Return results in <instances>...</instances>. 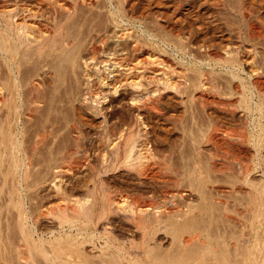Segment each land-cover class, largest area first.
Instances as JSON below:
<instances>
[{"label":"rangeland","instance_id":"rangeland-1","mask_svg":"<svg viewBox=\"0 0 264 264\" xmlns=\"http://www.w3.org/2000/svg\"><path fill=\"white\" fill-rule=\"evenodd\" d=\"M113 1L112 0H106V1L101 0L96 6H94V8H91V9L87 8V10H85L84 8L80 10L79 14L76 17L77 21L76 19H75L76 22L73 21L75 25L72 22L68 28L71 34H75L79 32V30L83 26L84 27L86 26L85 28L83 27L84 29L89 28L93 30H99V28H101V26H103L104 24L106 26V24L109 21L108 20L109 18H119L120 19L119 21L122 20L124 22L123 23L121 21L123 23L122 24L123 27L127 28L129 26L127 28L128 32L133 34L134 37L136 36V38L137 37L138 39L140 38L141 40L140 42L142 43L143 46L147 48L148 47L153 48L152 50L156 53L154 54L157 60L159 59L158 60L159 62H161V60L163 63L164 61L168 62V65L171 67V70H172L171 74L173 71L178 73V74L176 73L174 74L173 72L174 75L172 74L173 75L172 77L175 78L174 83L176 84V85L174 84L175 93L173 92L174 88H170V90L168 91L167 89L163 88L162 85H159V89H160L159 94L163 92L161 94L163 95L161 96L162 104H163L161 106V108L163 107L161 112H162V115L164 116L156 115L157 117L154 116L152 118H148L149 120L146 119V123L149 129L147 130L149 131L148 132L149 133L148 139L150 140L149 146L151 148L152 155H149L150 158L148 157L147 158L148 160L147 159L143 160L144 165L146 164L145 165L146 170L141 172V171L136 170L133 167L131 168L130 166L123 164L121 159L120 160L114 159L116 161H113V159L111 158V155L108 154L109 152H107L108 149L105 148L107 149L105 150L98 144L96 140L97 136L96 134H94L93 127L97 125V122L99 120L91 121V118H88L89 116L86 115L85 111L83 110V106L80 105L82 104L80 103L82 102L81 99H83L82 97H84L83 96L84 95L83 94L84 93V82L80 78V76L72 72L70 69H66L64 65L61 66V64H58V63L54 65L53 67H51V69L56 68L58 71L56 69L55 70L49 69V71H47L48 67L46 68L47 70L45 69V72L42 74V79L45 85L44 94L46 96L44 95L45 96L44 102L41 105L42 109L39 110V113H35V115L30 114V115L25 116L24 114H22L21 118L18 120V123H19L18 130L21 131L22 126L25 127V128L23 127L24 129H22L21 131L22 135H20V137L22 136L24 138L23 139L21 137L23 141V147H24V150L26 149L25 150L26 152H29L32 150L34 146L33 141H35L36 136L39 133H42L45 128L49 127L50 125H53L54 134H52L47 139L45 147L43 146L44 148L42 147L40 150H38L39 152H37L35 155V158L36 157L38 158L36 159L34 158L32 162L34 163L36 160L37 163L40 162L39 163L40 165L37 164L36 162H35L36 165L35 163L32 164L31 176L33 175L32 176L33 179L30 178V181H29V187L30 185L31 187L28 188L29 191L27 190L28 193L25 194L28 197L24 195V199H25L24 206L27 209V211H29L27 212V216L29 215L28 219H30L28 220V222H30L28 223L29 225L28 228L30 230L31 226L33 225L32 226L33 231L30 230L33 240L35 239L36 241L40 242L38 243L35 241L36 242V243L34 242L35 245L37 244L40 247L42 245L41 248L44 250L46 254H48V256H51L53 254L54 249L57 248L59 244H61L62 246L66 245L67 243L66 240L73 239L75 237L76 231L71 230L70 232V230H68L69 227L68 228L62 227V230H61V226L59 225V222L58 220H56L57 218L54 215L55 212L61 206H63L66 201L69 204V203H72V201L75 199L76 200H79V199L83 200L84 198L92 199V193H91V189L93 188L92 173L90 169L87 167L79 168L76 171L77 173H73V174L70 173V175L67 174L66 175L67 177L66 176L64 177L63 182L66 185L63 184V182L62 184L65 186V189H66L65 191L67 192H65L66 194L64 196L62 195L61 197L65 199L60 198V196L54 192L55 191V189L53 188L54 186L53 187L49 186L50 177H51L50 171L52 170V167L55 165H58V163L59 164L61 163V160H60L61 152L65 150L71 143L73 144V137H72L73 135L70 133V126L73 123H77V124L80 123L79 125H80V128L83 127L81 129L83 130L82 134L84 135V136L81 135V137L83 136L82 137L83 140L81 139L79 141V144H81L80 145L81 150H83V152L87 154L88 159H90L89 161L91 162V164H93V167H98L100 164H105L107 171L105 170L103 172L99 185L103 184L102 187L105 189L106 193L109 192V196H111L113 199H118L124 205L126 204L125 205L126 207H128L129 205V208L135 206L138 203H142L143 201L147 200L146 203L151 205L150 212L152 215H154L155 213H157L158 211L162 209L163 210L170 209V207L171 209H174L175 211L176 210L180 211L181 209H183L184 211H180L181 215L182 214L184 215V213L191 211L189 214L186 215L185 218L183 217V219H181V217L176 215L175 216L176 218L174 217L169 220H166V219L162 220L161 224L160 223L158 224V228L151 233L150 236H152V238L149 237L151 238L149 239V245L151 248L153 247L152 249L154 252L153 255H155V259L156 257L160 258L161 256L163 257H165V255L168 256L169 254L171 259H173L174 257H175L174 258L175 260L178 259L175 264H182V263L183 264L184 263L185 264H195V263L196 264H252V263L253 264H264V201L262 200V198H264V194H263L264 190L262 192V189H264V146L261 147L260 145H256L254 143L256 141L264 140V130H262L259 127L260 126L259 123L260 122L263 123L264 120L261 118L260 113H257L255 117V114H251L250 112H248L243 102V100L245 101L244 95L248 94L249 98H251V96H254V99H255L254 101L256 102L259 99L258 97L259 95L257 93L251 95L252 93L250 92H246V93L242 92L243 84H248L249 82L252 81L251 78H249L250 75L248 74V71H247L248 69L246 68V66L245 67L243 66V69L246 68V70L243 71V69L240 68V64L238 62L235 63L234 67L232 66L230 67L229 64L220 65L219 60L211 56L213 55V53L216 52V53H219V55L221 56L224 55L225 57L224 56L222 57V60H224L228 58V56H231V55L235 56L234 49L240 48L243 46L242 49L240 48L242 51L245 48L244 50H248L251 53H253L255 57H258L256 60L260 64L256 67L259 68L260 70L264 68V62H263L264 55H262L264 54V37H263L264 36V30H263L264 29V26H263L264 25V0L262 1L261 0H256V1L255 0H250V1L245 0L247 3L252 4V6L251 5L250 6L253 8L254 14H253V17L246 16V20H245L246 22L242 21L243 22L242 25L240 24V20L238 19V17L235 16V12L233 11L234 9L232 8V6H235L234 4H238L239 2L238 0H232V1L231 0H223V1L222 0H133V1L127 0L126 1L127 3L125 2V4L121 5L123 7L118 6L119 10L115 7ZM255 16L258 18H256ZM258 19L260 21H257ZM93 20H94V23H92L93 27L92 26L90 27L91 22H93ZM261 22H263V24ZM155 24L158 25L159 27L156 26ZM246 26H248L249 28H251L252 26L253 29L252 28L249 29ZM75 27L79 30L76 31ZM255 27H256V31L254 29ZM83 28L82 30H84ZM258 29L259 31H257ZM248 30L249 31L252 30V31L249 33ZM260 31L261 33L263 32L262 33L263 36L262 34L259 35ZM173 36L175 37V39ZM179 36L180 37L182 36L180 38L181 40L179 39ZM253 36L257 37V39L259 37L258 40L260 41H258ZM261 36L263 39L260 38ZM248 37L250 38L253 37V38L249 39ZM173 39L175 41H173ZM147 40L150 42H148ZM176 42L177 43L184 42L185 45L182 44L181 46L180 45L181 43L177 44ZM149 43H152V44H149ZM148 45H151V46H148ZM183 46H186V47H183ZM234 46L235 47L238 46V47L234 48ZM180 47H183V48H180ZM251 49L254 52L251 51ZM224 50L226 51L225 54H224ZM232 52L234 53V55ZM206 53L209 55H207ZM166 57H168V59ZM216 61H218V63ZM167 62L165 63L167 64ZM261 62L263 64H261ZM216 63L219 65H217ZM60 66L61 67L64 66L63 69ZM224 66H227V67H224ZM241 69L244 73L241 71ZM201 70L204 73L201 72ZM182 71H185V74H187V76L189 75L188 76L189 78L191 77L190 80L187 76L186 77L188 79H185L186 78L185 74H183L184 72ZM199 74L201 76L203 75L205 76L204 78L207 80L206 82L209 81L208 82L209 84L207 83L205 86L207 91H204V92L200 91V92L193 93L192 92L193 89L189 87L191 86V83L195 81L196 77L201 78ZM194 75H195V78H194ZM235 75L238 77H236ZM178 77H180L181 81L177 80L179 79ZM181 78H183L184 81H182L183 79ZM197 80L199 81L200 79H197ZM240 80H242V82H240ZM262 80L264 84V78ZM178 82L182 85L184 84V87L182 88H185V89L179 88ZM187 82L189 83V85H185V84H188ZM182 85H180V87ZM211 85L215 87H212ZM79 86L83 88L80 87L81 88L80 89ZM237 88H238V91H237ZM189 89L191 92L189 91ZM211 89H215V90H211ZM176 90H177V93H176ZM181 90L182 92L183 90H185L188 94L185 93V91L181 93ZM212 91H214L215 93ZM164 93L166 94L164 95ZM240 93L241 95L245 93L244 95H242L243 99H241L242 97L240 96ZM77 94H79L80 96ZM191 94H193L194 96L195 94H200L204 98L203 100L202 99L199 100V98L197 97L194 98L193 95L191 96ZM194 99H198L199 102H197L196 100L195 102ZM204 99L205 100L207 99L206 102ZM214 99L215 101H213ZM210 102L213 105H211ZM217 103L219 104L216 105ZM229 103L230 104L232 103V104L230 105ZM204 104L206 105L205 107L202 106ZM221 104L226 105V106H222ZM207 105L209 106L208 108H206ZM79 106L82 108H80ZM239 106H242V107H239ZM214 107H218L219 110L221 108L222 110V111L220 110L221 113L218 111L217 108L216 110ZM231 107L236 113L233 112L232 109H230ZM234 107H236L237 109L236 108L234 109ZM226 108H228L229 110ZM230 110L232 112H230ZM165 114L167 115L168 118L166 117ZM250 119L252 120L250 121ZM239 120L240 121L242 120V121L240 122ZM253 121L255 124L252 123ZM215 122L216 123L218 122L219 126H217L218 129L214 130V128H217L216 125H218ZM85 124L89 126H86ZM212 124L213 126L211 127ZM220 125L222 127L221 130L223 129L227 133V135L224 133L223 130H222L223 131L222 133L224 134L218 132L220 130L219 129ZM253 125L255 127V130L253 129L254 128ZM90 126L93 130L90 128ZM207 126H209V128L211 129L214 127L212 129L213 131L211 132V129L207 128ZM207 129L210 131H208ZM215 131L217 133H215ZM253 138L255 139V141L253 140ZM244 139H246L247 143L246 142L244 143ZM64 165L75 167L76 163L72 161ZM48 175H50V177ZM37 176L38 177L40 176L39 177L40 180ZM42 176L43 178L48 177L47 180L46 178L43 179ZM195 179L197 180V182L195 181ZM42 180H44L43 183H42ZM84 185L85 186L87 185L88 187L86 186L87 187L86 188ZM106 188L108 189L107 191H106ZM7 190H8V187L6 186L1 193V188H0V201L3 202V204L2 202H0V206L3 205L2 207L3 208L5 207L4 209L0 207L1 208L0 214L3 218L2 219L3 221L1 220L2 221L1 225H3L2 227L5 230L6 227L4 228V226H6L7 224V227H8L7 229H9L7 230V232L13 235L14 233L12 232L15 231L14 236L17 234V237H18V232L15 228L16 212L12 208V206L10 207L6 203V201L8 200V196L6 194ZM259 191L261 192V194ZM66 195H68L69 197ZM2 198L3 200H1ZM62 199L64 202L62 201ZM4 204L8 206L7 210ZM177 207L178 209H176ZM10 208L11 210L9 211ZM10 214L12 216H10ZM33 215H36L37 217ZM41 215H43V217H41ZM4 216H6L7 221ZM178 217H179V222L178 220H175V219H178ZM32 218L34 219L32 220ZM37 218L40 220H36ZM10 220H12L13 222ZM185 220H186V223H185ZM35 221H38V222H35ZM4 222H7V223L5 224ZM11 223L12 224L14 223L13 224L14 227ZM176 223L177 224L179 223V225L177 226ZM82 224H87V222L84 221L82 222ZM88 225L89 226L83 230L84 235H81L79 237V240L81 242L82 240L84 242L86 241L84 249L89 255H93V254L95 255L97 253V250L94 247L100 246L102 244L100 243V241L103 242V240H101L99 237V231H102V226L111 229V231L113 230L114 234L118 237L120 242H125L129 244L130 240H136L137 242L141 240V237H140L141 235H138L140 233L135 229V227L132 224L127 222L122 217H111L110 219H108V222L103 221L98 226L99 228L97 232L95 231L94 229L95 227L93 225H90V224ZM34 227L36 230L34 229ZM90 231L91 233L97 234L96 236L97 238L95 237V239L92 240L91 243L89 241ZM67 232H68V235H67ZM185 232H188V233H185ZM245 232H248L247 234L250 235V240L248 244L245 243L244 239L242 240L244 234H246ZM5 233H6V230H5ZM34 233H36L37 235ZM70 233H72L73 235ZM14 236H12L11 238V235H10L9 237L10 239H13L16 237ZM189 236L191 237V239ZM38 237L39 239H37ZM63 237H65L64 238L65 242L62 240ZM183 238L187 240L189 239L190 244L192 242L193 243L191 245L190 244L182 245L185 240V239L183 240ZM179 239H182V241H180ZM61 240L63 241V243ZM173 241L176 242V245H174L175 243ZM51 249H53V251ZM192 249H195V250H192ZM37 250H39V248ZM37 250L34 249L33 251L32 249L33 252L30 253L31 251H28L27 249L29 254L32 256L30 257V255H28V259L26 260H22V259H24L27 256V253H28L27 251H26L25 257L22 258L21 260L20 259L14 260L13 258L12 259L13 261L9 260L10 263L8 262V260H6L4 263L5 264H15V263L16 264L18 263L19 264H51V261H49V259L45 257L41 253L40 250L39 251ZM177 250H180V251H177ZM47 251H49V253ZM199 255L200 256L203 255V256L199 257ZM192 256H193V259L190 258ZM41 257L43 259L45 257V259L47 260L45 259L43 260ZM188 258H190L191 261ZM195 258L196 259L198 258L197 262ZM185 259L186 261H184ZM97 261L98 260H96V262ZM150 262L152 264V262L154 263V260L152 259V261Z\"/></svg>","mask_w":264,"mask_h":264},{"label":"bare ground","instance_id":"bare-ground-1","mask_svg":"<svg viewBox=\"0 0 264 264\" xmlns=\"http://www.w3.org/2000/svg\"><path fill=\"white\" fill-rule=\"evenodd\" d=\"M100 1L101 0H0V188H1V193H2L3 189L6 186L8 187V190L6 192V194L8 196V200L6 201V203L8 206H10V207L12 206V208L16 212V214H15L16 215L15 216V218H16L15 228L18 232V237H17V234L15 235L16 237L14 236L15 231L12 232V233H14L13 235L9 234V232H7V230H9V229H7L8 228L7 224H6L7 222H4L6 224V226H4V228L6 227V229H5L6 233H5V230L2 227L3 225H1L3 218L0 214V264H3L6 260H8V262H9V260L11 261L13 258H14V260L15 259L21 260L22 258L25 257L27 249H28V251H31L30 253H32L34 251V249L37 250L38 248L41 251V253L45 257H47L49 259V261H51V264H99V263L100 264H103V263L104 264H151L150 261H152V259L154 260V263L152 262V264H175L176 261L178 260V259L175 260L174 259L175 257L173 259H171L169 254H168V256L165 255L166 258L161 256L160 258L156 257V259H155V255H153L154 254L153 249H152L153 247L151 248L149 245V239L152 238V236H150V235L154 230H156L158 228V224L159 223L161 224L162 220L172 219L176 215L181 217V219H183V217L185 218L186 215L189 214L191 211L190 212L188 211V212L184 213V215L183 214L181 215L180 211H184L183 209H181L180 211H178V210L175 211L174 209H171V207H170V209H166V210L162 209V210L158 211L157 213H155L154 215H152L150 212L151 211V205L146 203L147 200L146 201L142 200L143 201L142 203H138L133 207L130 206L131 208H129V205H128V207H126L125 206L126 204L124 205L118 199H113L111 196H109V192L106 193L105 189L102 187L103 184L99 185L100 179L102 178V174L106 170L105 164L99 163L100 165L98 167H93V164H91V162L89 161L90 159H88L87 154L85 152H83V150H81V147H80L81 144H79V141L82 139V137L84 135L82 134L83 130L81 128H83V127L80 128V125H79L80 123L79 124L73 123L70 126V133L73 135L72 136L73 137V144L71 143L65 150H63L61 152V154H60L61 163L60 164L58 163V165L54 164L55 166H53L52 170L50 171L51 177H50V175H48L50 177L49 186L50 187L54 186L53 187L55 189L54 192L57 195H59L60 198H63L61 196L62 195L64 196L66 194L65 192H67V191H65L66 189H65V186L63 185V184H65L63 182L64 177L67 174L70 175V173H72V174L77 173L76 172L77 169L83 168V167L89 168L91 173H92V181H93V188L91 189L92 199H86V198H84L83 200L82 199H79V200L75 199L72 201V203H69L70 205L66 201L65 202L66 205L64 204L63 206H61L54 214L55 217L57 218V219L56 218L55 219L58 220L59 225L61 226V230H62V227H67V228L69 227L68 230H70V232H71V230L76 231L75 237L71 240H66L67 241L66 245L62 246L61 244H59L58 247L56 245L57 248L54 249L53 254L51 256H48V254H46L44 252V250L41 248L42 245H41V247L37 244L35 245V243L38 241H36L35 239L33 240V237H32L31 231H30V230H32V226H33L32 223L34 221L31 223V225H32L31 229L29 230V228H28V226H29L28 223H30V222H28V220H30V219H28L29 215L27 216V212H29V211H27V209L24 206V200H25L24 195L26 193H28L27 190H28V188L31 187V185L29 187L30 178H32V176H33V175L31 176V174H32L31 173V167H32V164H34L36 162V160L34 163H32V162L35 158L36 153L39 152L38 150H40L43 146L45 147L47 139L54 133H53V125H50L49 127H47L48 126L47 125L48 123H47L46 124L47 128H45L42 133H39V134L37 133L38 135L36 134L37 136H36L35 141L32 140L34 142V146L32 145L33 146L32 150L29 152H26L25 151L26 149L24 150V147H23V141H22L23 137L22 136H21L22 138L20 137V135H22L21 131L25 127L22 126L21 131H19L18 130V125H19L18 120L21 118L22 114H24L25 116L30 115V114L35 115V113H39V110L42 109L41 105L44 102V97L46 96L44 94L45 85H44V81L42 79V74L45 72V69L47 67H48V70L47 69L46 70L49 71V69H51V67H53L54 65H56L58 63V64H61V66L64 65L66 69H70L72 72H74L80 76V78L84 82V93H83L84 97H82L83 99H81L82 102H80V101H78V102L82 103L80 105L83 106V110L85 111L86 115L89 116L88 118H91V121L99 120L95 127L92 126L94 130L90 126V128L94 131V134H96V136H97L96 140H97L98 144L102 148L108 149L107 152H109L108 154L111 155V158L113 159V161L121 159L123 164L128 165L131 168L133 167L136 170L141 171V172L146 170L145 169L146 164L144 165L143 160L147 159L149 157V155H152L151 154L152 151H151V148L149 146L150 145V140L148 139V134H149L148 132L149 131H147L149 129H148V125L146 123V119L152 118L156 115L157 116L158 115L164 116V115H162V112H161L162 108H163V107L161 108V106L163 105L162 104V97H161L163 95H161V94L163 92L161 94H159V91H160L159 85H162L163 88L167 89L168 91L170 90V88H174V90L173 89L172 90H173V92L175 91V85H176L174 83L175 78L172 76L175 73L176 74H178V73L173 71L174 74L172 72V74H173L172 75L171 74L172 70H171V67L168 65V62L164 61V60H163L164 63L162 62V60H161V62H159L158 61L159 59L157 60V58L155 56L156 53L152 50L153 48L152 47L147 48V47L143 46L142 43L140 42L141 41L140 38L138 39V37L136 38V36L134 37L133 34L128 32L127 28L129 26L127 28L123 27L122 24L124 22L122 20L121 21L123 23L121 21H119L120 20L119 18H109L108 19L109 21L106 24V26L104 24L103 25L104 27L101 26V28H99V30H93V29H89V28L84 29L86 26L85 27L83 26L84 28L81 27V29L79 30L75 27L76 29L75 28L74 29L76 31L79 30V32H77L75 34H71V32L68 28H69L70 24L73 21H75V19L77 21L76 17L79 14L80 10H82L84 8H85V10H87V8H90V9L94 8V6H96ZM126 1L127 0H114L113 3L115 5V7L118 9L122 4H125ZM238 1H239L238 4H234L235 6H232V8L234 9L233 11L235 12V16L238 17V19L240 20V24L242 25L243 22H246L245 21L246 16H252L253 17L254 10L251 7L252 4L247 3L245 0H238ZM233 3H234V1H233ZM121 7H123V6H121ZM128 8H129V6H128ZM89 14H90V12H89ZM256 18H258V17H256ZM247 20H249V19H247ZM87 21H89V20H87ZM257 21H260V20L258 19ZM84 23H86V22H84ZM87 23H89V22H87ZM92 23H94V20H93V22H91L90 27L92 26ZM261 23L263 24V22H261ZM81 24H80V26H81ZM262 24H261V26H262ZM74 25H75V23H74ZM249 25H251V24H249ZM156 26H158V25H156ZM248 26H246V27L249 28ZM82 28L84 30H82ZM251 28H252V26H251ZM251 28H249V29H251ZM254 29L256 31V27ZM150 31H152V30H150ZM239 31H241V30H239ZM248 31H247V33H248ZM251 31H249V33ZM257 31H259V29ZM229 32H231V31H229ZM171 33H169V34H171ZM262 33L260 31L259 35ZM256 36H258V35H256ZM262 36H263V34H262ZM262 36L260 38H262ZM181 37L179 36V39ZM248 38L252 39L250 37H248ZM254 38L257 39V37H254ZM174 39H175V37H174ZM174 39H173V41H175ZM258 39H259V37H258ZM258 41H260V40H258ZM148 42H150V41H148ZM148 42H147V44H148ZM184 42L181 44L179 42L178 43L182 46V44L185 45ZM144 43H146V42H144ZM152 43H149V44H152ZM187 43H188V41H187ZM238 45H240V44H238ZM148 46H151V45H148ZM183 47H186V46H183ZM183 47H180V48H183ZM236 47H238V46H236ZM236 47L234 46V48H236ZM242 47H240V48L242 49ZM240 48L234 49L235 56H232V55L228 56V58H226L224 60H222V57L224 56L223 54H222L223 56H221V55H219V53L215 52V53H213V55H211V54L210 55L213 56L214 58H217L219 60L220 65L229 64L230 67L231 66L234 67L235 63L238 62L240 64V68L243 69V66L244 67L246 66V68L248 69L247 70L248 74L250 75L249 78H251L252 81L251 82L248 81L249 82L248 84H243L242 92H245V93L250 92V93H252L251 95L257 93L259 95L258 96L259 99L256 102V101H254L255 100L254 96H251V98H249L248 94L244 95L245 93H243L242 95L245 96V101L243 100V102H244L245 108L248 110V112H250L251 114H255V117H256L257 113H260L261 118L264 120V84H263V80H262L264 78V68L262 70H260L259 68L256 67L260 64L256 60L258 57H255V55L253 53H251L250 51L244 50L245 48L243 49V51ZM205 51H206V49H205ZM251 51H253V50L251 49ZM225 52L226 51L224 50V54H225ZM255 52H257V51H255ZM229 53H231V52H229ZM207 55H209V54H207ZM233 55H234V53H233ZM262 55H264V54H262ZM256 56H258V55H256ZM166 58L168 59V57H166ZM165 62H167V64ZM216 62L218 63V61H216ZM256 63H257V65H256ZM261 64H263V63L261 62ZM217 65H219V64H217ZM63 67H61V68L63 69ZM224 67H227V66H224ZM228 68H229V66H228ZM246 68H244L243 71H245ZM53 69L55 70L56 68H53ZM53 69H51V70H53ZM242 69H241V71H242ZM182 72H184L183 74H185V71H182ZM201 72H203V71L201 70ZM67 73H69V72H67ZM209 73H210V71H209ZM186 76H187V74H185V77ZM187 77L185 79L189 78V77L188 78ZM204 77H205L204 75L201 76V78L196 77L197 79H200L198 81L194 75L196 82L194 81L191 83L190 87L188 86L189 88L193 89L192 90L193 93L200 92V91L201 92L207 91L205 86L209 81L206 82L207 80ZM236 77H238V76H236ZM178 78L179 79H177V78L176 79L181 81L180 77H178ZM190 78H189V80H190ZM194 78H192V79H194ZM58 79H59V77H58ZM181 79H183V78H181ZM182 81H184V79ZM240 82H242V80H240ZM180 85H182V84L179 83V86L178 85L177 86L181 89H185V88H182V87H184V84L181 87H180ZM185 85H189V83L185 84ZM81 86H83V85H81ZM81 86H79V88ZM162 86H160V87H162ZM212 87H215V86H212ZM81 88H83V87H81ZM73 89H74V87H73ZM215 89H211V90H215ZM184 91L185 90H183V92ZM189 91H190V89H189ZM237 91H238V88H237ZM183 92L181 90V93H183ZM212 92H214V91H212ZM176 93H177V90H176ZM185 93H187V92L185 91ZM79 94H77V95H79ZM165 94L166 93H164V95ZM192 95L193 94H191V96ZM213 95H215V94H213ZM238 95H239V93H238ZM242 95L240 93V96L242 97L241 99H243ZM193 97L194 98L197 97V98H199V100H201V99L203 100V98H204L200 94H195V96L193 95ZM195 100L197 102H199L198 99H194V101ZM206 100H205V102H206ZM213 101H215V99ZM211 102H212V100H211ZM211 102H210V104H211ZM216 102H217V100H216ZM51 104H52V102H51ZM218 104L219 103H217L216 105H218ZM211 105H213V104H211ZM240 105H242V104H240ZM244 105H243V107H244ZM202 106L205 107L206 105L204 104ZM222 106H226V105H222ZM208 107L209 106L207 105L206 108H208ZM239 107H242V106H239ZM80 108H82V107H80ZM214 108L218 109V107H214ZM235 108L236 107H234V109ZM224 109H225V107H224ZM226 109H228V108H226ZM230 109H232V107ZM220 110H221V108H220ZM220 110L218 109V111L221 113L222 110L221 111ZM243 110H245V109H243ZM230 112H232V111L230 110ZM233 112H235V111L233 110ZM49 113H50V111H49ZM234 115H233V117H234ZM249 116H250V114H249ZM252 116H254V115H252ZM260 116H258V117H260ZM82 117H84V116H82ZM166 117H167V115H166ZM226 120H228V119H226ZM251 120L252 119H250V121ZM20 122H22V121H20ZM57 123H59V122H57ZM208 123H210V122H208ZM247 123H249V122H247ZM252 123H254V121ZM252 123H250V124H252ZM87 124H88V122H87ZM87 124H85V125L89 126ZM216 124H218V125H216V127L219 126L218 122ZM259 124H260L259 127L262 130H264V122L263 123L260 122ZM212 126H213V124L211 125V127ZM253 127H254V125H253ZM207 128H209V126H207ZM221 128L222 127L220 125L219 129L221 130ZM41 129H42V127H41ZM209 129H211V128H209ZM212 129H211V132L213 131ZM215 129H218V127L214 128V130ZM253 129L255 130V127ZM220 130L218 131L220 133H222L224 131L223 129H222L223 131L222 130L220 131ZM225 130H226V128H225ZM250 130H251V128H250ZM208 131H210V130H208ZM216 131H215V133H217ZM57 132H58V130H57ZM151 132H153V131H151ZM224 133L227 135V133L225 131H224ZM224 133H222V134H224ZM88 134H89V132H88ZM81 135H83V136L81 137ZM253 136H254V134H253ZM254 138H253V140L255 141ZM245 142H246V139H244V143ZM254 143L256 145H260L261 147L264 146V140L256 141ZM254 147H255V145H254ZM107 149H105V150H107ZM160 155H161V153H160ZM157 157H159V156H157ZM36 158H38V157H36ZM106 159H107V157H106ZM114 159H116V160H114ZM58 160H59V158H58ZM72 161L76 163L75 167H70V166L64 165V164L72 162ZM36 163H35V165H36ZM39 163H37V164H39ZM37 168H38V166H37ZM240 168H238V169H240ZM160 177H162V176H160ZM187 177H188V175H187ZM42 178H43V176H42ZM45 178H43V179H45ZM47 178H46V180H47ZM39 180H40V178H39ZM43 181L44 180H42V183H43ZM155 181H156V179H155ZM195 181L197 182L196 179H195ZM62 182H63V184H62ZM34 185H36V184H34ZM105 185H104V187H105ZM194 185H196V184H194ZM49 186H48V188H49ZM107 190L108 189L106 188V191ZM263 190L264 189H262V192H263ZM260 194H261V192H260ZM25 196L28 197L27 195H25ZM66 196H68V195H66ZM63 199H65V198H63ZM63 199H62V201H63ZM1 200H3V198ZM262 200L264 201V198H262ZM0 202H2V201H0ZM2 204H3V202H2ZM173 204H174V202H173ZM262 204H263V202H262ZM2 206H0V207H2ZM8 206H6V210L8 209ZM40 209H42V208H40ZM176 209H178V207ZM10 210H11V208L9 209V211ZM4 213H6V212H4ZM178 214H180V215H178ZM37 215H38V213H37ZM10 216H12V215L10 214ZM10 216H8V217H10ZM33 216L37 217L36 215H33ZM4 217L6 218V216H4ZM41 217H43V215H41ZM111 217H122L127 222L132 224L135 227V229L140 233L138 235H141L140 236L141 240L137 242L136 240H130L129 239L130 240L129 244H127L125 242H120L118 237L114 234L113 230L111 231V229L102 226V231H99V237L101 240H103V242L100 241V243H102V244L98 247H94L97 250V253L95 255L94 254L89 255L86 252V250L84 249L86 241L84 242L81 239L82 240V242H81L79 240V237L81 235H84L83 230L89 226L88 224H90V225H93L95 227L94 229L97 232V230L99 228L98 226L103 221L108 222V219H110ZM179 217H178V219H175V220H178V222H179ZM33 219L34 218H32V220ZM36 220H40V219L37 218ZM6 221H7V218H6ZM10 221H12V220H10ZM84 221L87 222V224H82V222H84ZM35 222H38V221H35ZM185 223H186V220H185ZM176 225L178 226L179 223L178 224L176 223ZM183 225H184V223H183ZM13 227H14V225H13ZM179 228H181V227H179ZM179 228H177V229H179ZM34 229H35V227H34ZM39 229H41V228H39ZM35 230H34V232H35ZM63 231H64V229H63ZM190 232H189V234H190ZM36 233H34V234H36ZM185 233H188V232H185ZM245 233L246 234H244L242 240L244 239L245 243L248 244L249 240H250V235L247 234L248 232H245ZM8 234H9V236L11 235V238H12V236H14L15 238L10 239ZM70 234H72V233H70ZM67 235H68V232H67ZM85 235H87V234H85ZM181 235H182V233H181ZM96 236H97V234L91 233V231H90V240H89L90 243L92 240L95 239ZM65 237H63V239L62 238L61 239L64 241ZM149 237H151V238H149ZM191 237H190V239H191ZM83 238H84V236H83ZM37 239H39V237ZM175 239H176V237H175ZM184 239L185 238H183V240ZM179 240L182 241V239H179ZM63 241H62V243H63ZM189 241H190L189 239L188 240L185 239L184 243L182 245L190 244ZM38 243H40V242H38ZM56 243H57V241H56ZM174 243H175L174 245H176V242H174ZM91 246H92V244H91ZM32 249H33V251H32ZM195 249H192V250H195ZM39 250H37V251H39ZM51 250L53 251V249H51ZM177 251H180V250H177ZM47 252L49 253V251H47ZM157 253H158V251H157ZM28 255H30L29 252L27 253V256H26L27 258L25 257L22 260L28 259ZM31 256L32 255H30V257ZM180 256H181V254H180ZM201 256H203V255H201ZM201 256L199 255V257H201ZM45 257H44V259H45ZM190 258L193 259V256ZM190 258H188V259L191 261ZM197 259H196V262H197ZM45 260H47V259H45ZM96 260H98L99 262L98 261L96 262ZM184 261H186V259ZM193 261H195V260H193ZM17 262H18V260H17ZM254 263H255V261H254Z\"/></svg>","mask_w":264,"mask_h":264}]
</instances>
